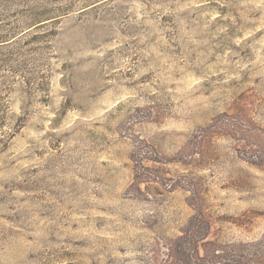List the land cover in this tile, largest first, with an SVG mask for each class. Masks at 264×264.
<instances>
[{
  "label": "rangeland",
  "instance_id": "374dc122",
  "mask_svg": "<svg viewBox=\"0 0 264 264\" xmlns=\"http://www.w3.org/2000/svg\"><path fill=\"white\" fill-rule=\"evenodd\" d=\"M0 264H264V0H0Z\"/></svg>",
  "mask_w": 264,
  "mask_h": 264
},
{
  "label": "trees",
  "instance_id": "16d2710c",
  "mask_svg": "<svg viewBox=\"0 0 264 264\" xmlns=\"http://www.w3.org/2000/svg\"><path fill=\"white\" fill-rule=\"evenodd\" d=\"M198 214H199V217L196 216L194 219H198L200 221V223L204 222V223H206L208 225V221L206 220V217H205L204 213L202 211H199ZM203 239H204V237H202V240ZM196 240H198L197 237H190V236H187V235L185 236V234L180 236L178 238V240H177V246L178 247H176L174 255L175 256H177V255L183 256V252L185 251L186 247L188 245H190L191 248H192V246L197 244Z\"/></svg>",
  "mask_w": 264,
  "mask_h": 264
}]
</instances>
